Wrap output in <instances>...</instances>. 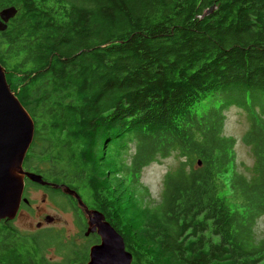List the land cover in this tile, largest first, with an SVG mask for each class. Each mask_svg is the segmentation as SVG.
<instances>
[{"label": "trees", "instance_id": "16d2710c", "mask_svg": "<svg viewBox=\"0 0 264 264\" xmlns=\"http://www.w3.org/2000/svg\"><path fill=\"white\" fill-rule=\"evenodd\" d=\"M9 6L0 63L35 123L27 161L101 211L132 264H264V0ZM231 106L249 122L250 166L224 131ZM172 155L152 205L142 171ZM88 245L0 222V264H86Z\"/></svg>", "mask_w": 264, "mask_h": 264}, {"label": "water", "instance_id": "95a60500", "mask_svg": "<svg viewBox=\"0 0 264 264\" xmlns=\"http://www.w3.org/2000/svg\"><path fill=\"white\" fill-rule=\"evenodd\" d=\"M17 9L9 6L0 10V31L15 16ZM35 134V123L7 81L6 69L0 63V222L13 220L21 206L25 189V177L41 185L48 182L37 173L25 171L24 159ZM59 188V185L55 186ZM64 194L74 197L87 218L86 236L96 233L100 242L89 248L86 264H132L133 255L127 250L124 237L97 209H90L81 195L69 186ZM52 221L53 218L48 216Z\"/></svg>", "mask_w": 264, "mask_h": 264}, {"label": "rangeland", "instance_id": "374dc122", "mask_svg": "<svg viewBox=\"0 0 264 264\" xmlns=\"http://www.w3.org/2000/svg\"><path fill=\"white\" fill-rule=\"evenodd\" d=\"M227 119L225 123V134L228 136H233L236 139L235 149L237 152V162L244 163L245 165H251L253 163V157L250 147L243 142V135L249 129V122L247 120L246 113L235 106H231L227 112ZM178 157L172 155L168 158L161 159L160 161H155L145 167L141 174V185L140 188L147 187L150 192L148 201L150 204L154 205L159 203L161 200L162 191V180L164 174L174 168L178 164ZM39 163V162H38ZM43 163H41L42 165ZM240 169V168H239ZM228 199L231 203L238 204L239 199L236 194L228 193ZM29 198L32 201L30 205L32 211H29L31 207L22 206V210L17 216L16 220L13 221L15 227L27 233H40L43 235L52 234L55 240L60 241H73V243L83 247V245H88V237L79 235L77 231V226L75 223L74 215L69 209H61L55 203L48 201L40 191L29 193ZM62 198V196H60ZM57 199L59 203L62 199ZM36 207V208H35ZM43 216L54 217L55 220L52 223H48L42 219ZM42 221L43 226L38 229L37 223ZM49 230L48 232H45ZM255 234L258 238L264 235V217L258 219L255 225ZM56 243V241H54ZM91 245V244H90ZM88 245V247L90 246ZM47 255L53 257L54 259H60L56 251L54 244L50 245Z\"/></svg>", "mask_w": 264, "mask_h": 264}, {"label": "flooded vegetation", "instance_id": "af4514ba", "mask_svg": "<svg viewBox=\"0 0 264 264\" xmlns=\"http://www.w3.org/2000/svg\"><path fill=\"white\" fill-rule=\"evenodd\" d=\"M31 148H32V144L29 147L26 156H28V155H30L32 153ZM32 157L34 158V156H32ZM32 161L33 160L27 161L26 158L24 159V163H23L24 170L25 171H29V172H33V173L40 174L42 176L43 180H45L46 182H48V184L41 185V184H38L36 182L31 181L28 177H25V189H24V193H23V199L26 198L27 201L25 202L24 200H22L21 206L19 208V211H18L16 217L13 220H11V221L16 220L17 216L19 215V213L23 209L22 206L28 207V208L31 207L30 205L32 204V201L29 198V193L36 192V191H40L46 198H48V201H51V202L55 203L61 209H64V210L69 209V210L72 211V213L74 215V219H75V223H76L77 231H78L79 235H82V233H83V236L84 237H88V238L92 237L93 235H96L99 238V241L94 242L91 245H93L95 243H99L100 242V237L96 233H91L88 236H86L85 233L87 231V218L85 217V214H84L83 210L81 209V207L78 205L77 200L74 197L68 196V195H66V194L63 193L62 188L64 186H68V185H66L64 183L54 182V180H52V173H51V171L48 168H47V171L46 172L43 170V168L40 169L41 172H38L36 170V166H35L37 164L33 163ZM56 185H59L60 187L59 188H56L55 187ZM60 196H62V198H60ZM81 197H82V195H81ZM59 198L62 199V202L61 203H59L57 201V199H59ZM82 199H83V201L87 204V206L90 209H93L91 206H89V204L86 202V200L83 197H82ZM32 210H33L32 207L29 208V211H32ZM30 213H33V211L30 212ZM40 214L42 215V219L45 220L48 223H52L55 220V218L52 217L53 220L52 221H49L47 219L48 216H43V213L42 212ZM42 226H43V222L42 221H40V222L37 223L38 229H40ZM40 230H42V229H40ZM90 246L87 248L88 249V253H89Z\"/></svg>", "mask_w": 264, "mask_h": 264}]
</instances>
